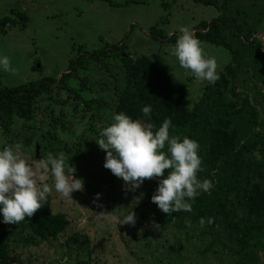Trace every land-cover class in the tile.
Returning a JSON list of instances; mask_svg holds the SVG:
<instances>
[{
  "label": "rangeland",
  "instance_id": "1",
  "mask_svg": "<svg viewBox=\"0 0 264 264\" xmlns=\"http://www.w3.org/2000/svg\"><path fill=\"white\" fill-rule=\"evenodd\" d=\"M215 15L213 6L192 0H0V18L8 16L16 22L0 31V57L8 56L15 69L12 74L0 67V86L14 87L42 77L57 81L67 72L68 60L81 51L114 45L124 55L148 57L181 82L191 106L207 81L198 82L190 71L182 69L170 46L180 35L181 26L195 31ZM201 43L206 55L216 59L220 71L229 58L227 49ZM122 79L123 65L113 51L105 66L93 61L76 74L66 75L61 84L77 90L83 98H95L99 102L91 113L98 116L95 123L111 125L112 106L122 89ZM61 84L53 83L49 94L39 96L31 120L11 115L10 123L5 127L0 124V151L22 143V157L33 165L49 153L56 156L63 152L77 169L75 177L83 179L84 191L74 192L73 202L53 188L50 210L64 212L68 225L55 238L35 244L12 240L8 246L12 264H230L235 255L218 241L202 252L210 242L205 228L198 233L201 228L195 227V234L186 239L183 230L161 225L154 207L142 204L141 187L128 190L122 179L103 167L106 153L99 149L95 136L86 133L83 139L78 137L89 110ZM61 100L64 103L59 108ZM46 131L55 135L49 144L39 136ZM35 143L37 158H33ZM47 175V183L53 184ZM98 193L96 203L102 208L93 203ZM101 211L110 213L107 219L97 217ZM130 211L135 213V226L121 225ZM257 254L259 264H264V250Z\"/></svg>",
  "mask_w": 264,
  "mask_h": 264
},
{
  "label": "trees",
  "instance_id": "2",
  "mask_svg": "<svg viewBox=\"0 0 264 264\" xmlns=\"http://www.w3.org/2000/svg\"><path fill=\"white\" fill-rule=\"evenodd\" d=\"M192 1L211 5L216 10L214 17L201 22L194 31L196 38L227 49L229 58L218 71L220 79L214 85L204 84L191 106L187 105L184 85L148 57H130L122 54L119 46L104 45L81 51L69 59L67 72L61 73L57 81L42 77L14 87L0 86V124L5 127V123H10L11 115L31 120L37 99L43 93L49 94L53 83L61 84L66 75L76 74L93 61L105 66L106 57L115 51L123 65V86L116 94L112 117L123 112L133 119L152 123L154 131L165 119H170L171 135L180 137L181 142L187 137L199 143L203 171L198 173V178L210 180L214 185L210 193L201 192L192 202L190 213L174 212L168 216L151 202L159 181L146 180L141 185L142 204L152 205L160 224L183 230L186 239L195 234V227L201 228L198 233L205 228L210 242L202 252L218 241L235 255L230 264H259L257 252L264 250V40L257 33L264 30V0ZM18 16L24 19L23 15ZM15 23L8 16L0 18V31ZM169 39L175 38L169 35ZM61 85L89 110L83 116L78 137L83 139L89 133L96 140L100 138V132L110 124L101 121L98 125L95 123L98 116H91L99 102ZM63 103L61 100L59 108ZM146 105L152 108L148 117L142 113ZM39 136L48 144L55 138L48 131ZM167 174L165 170L163 178ZM50 203L49 195L45 206L33 217L11 226L0 217V264H12L8 247L12 240L35 244L55 238L68 225L67 215L52 212ZM202 217L206 221L213 218L214 222L200 227ZM186 221H191V227Z\"/></svg>",
  "mask_w": 264,
  "mask_h": 264
},
{
  "label": "clouds",
  "instance_id": "3",
  "mask_svg": "<svg viewBox=\"0 0 264 264\" xmlns=\"http://www.w3.org/2000/svg\"><path fill=\"white\" fill-rule=\"evenodd\" d=\"M180 35L171 47V54L179 66L190 71L198 82L215 84L219 79L218 63L206 55L201 41L188 26L179 28ZM0 67L15 74L8 56L0 57ZM152 111L151 105L142 108L144 117ZM114 122L105 127L95 140L99 149L106 153L103 167L122 179L128 190L141 187L146 180H158L159 184L151 197L158 209L171 216L174 212H191L192 202L201 192L210 193L214 185L210 180L201 181L198 173L203 171L200 145L197 141L170 134L171 120L165 119L158 130L152 123L133 119L121 112L114 115ZM22 143L5 147L0 151V214L4 224H17L26 217H33L47 203L53 188L63 198L73 201L74 192L84 191L83 179L75 177L77 169L61 152L49 153L35 165L22 157ZM167 148V151L165 149ZM165 170H168L166 178ZM50 174L53 184L47 183ZM100 194H96V203ZM74 202V201H73ZM107 212L101 211L98 218L107 219ZM213 218H200V227L212 224ZM135 213L130 211L121 225L135 226ZM191 227V221H186Z\"/></svg>",
  "mask_w": 264,
  "mask_h": 264
},
{
  "label": "water",
  "instance_id": "4",
  "mask_svg": "<svg viewBox=\"0 0 264 264\" xmlns=\"http://www.w3.org/2000/svg\"><path fill=\"white\" fill-rule=\"evenodd\" d=\"M38 157V145L37 143L34 144V158Z\"/></svg>",
  "mask_w": 264,
  "mask_h": 264
},
{
  "label": "built area",
  "instance_id": "5",
  "mask_svg": "<svg viewBox=\"0 0 264 264\" xmlns=\"http://www.w3.org/2000/svg\"><path fill=\"white\" fill-rule=\"evenodd\" d=\"M259 35V34H258ZM261 37V39L264 40V33L262 35H259Z\"/></svg>",
  "mask_w": 264,
  "mask_h": 264
}]
</instances>
